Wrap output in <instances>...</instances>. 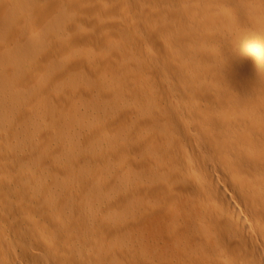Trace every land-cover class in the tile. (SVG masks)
<instances>
[{"label": "bare ground", "instance_id": "1", "mask_svg": "<svg viewBox=\"0 0 264 264\" xmlns=\"http://www.w3.org/2000/svg\"><path fill=\"white\" fill-rule=\"evenodd\" d=\"M18 97L68 151L14 144ZM29 260L264 264V0H0V264Z\"/></svg>", "mask_w": 264, "mask_h": 264}, {"label": "rangeland", "instance_id": "2", "mask_svg": "<svg viewBox=\"0 0 264 264\" xmlns=\"http://www.w3.org/2000/svg\"><path fill=\"white\" fill-rule=\"evenodd\" d=\"M220 4H222V3H220ZM114 31V33H116L115 32V29L113 30ZM17 86V85H16ZM15 98V97H14ZM18 98H20V99H18V104H16V115H18L17 117H19V115H20V118H22L23 119V121L24 120H26V121H22V119H20L22 122V124H21V128L19 127V133L20 134H22V138H23V136H24V138H25V135L28 133L27 131H33V130H35V129H38V130H35V131H33L32 133L31 132H29L30 134H32L30 137H29V135L27 134L26 136H28V138L27 139H24V141L26 140H29V138H30V140L27 142V144H26V141H25V143L23 142V141H21V140H23V139H19V138H21V135H18V137H17V139L15 138L14 139V144H17L16 146L18 147H21V146H26V147H36L35 149L37 150L38 148L37 147H40V149H38V151L40 152L41 151V149H43L44 148V150H46L45 149V147L47 148V150L49 151V149L50 150H54V152H56V154H54V152L53 151H49V153H47L46 152V154H47V156H48V158H50V159H52V158H54L55 157V155H56V157L59 155L60 156V154H61V152H65V151H68V150H66L68 147H66L65 149H63V150H60V147L58 146V143H56L57 144V147H56V144H55V140L53 139V136H52V138H49V135H51V133L52 134H54V128H52L51 129V126L49 125V122H48V126L46 127V124L42 121V120H40V119H38V121L40 122H38L37 121V119L35 118V116L33 115L34 114V111H32L33 109H35L36 107H37V105H38V102H36L37 100H35V99H33V100H27V98H24L23 99V97H18ZM21 99H23V102H22V100ZM15 100H17L16 98H15ZM21 100V101H20ZM29 101V102H28ZM26 102H28V103H26ZM20 103V104H19ZM67 105L68 106H66V108H72V106H74V103H73V101L72 100H70V101H68V103H67ZM72 105V106H71ZM21 106V107H20ZM29 106V107H28ZM28 107V108H27ZM35 107V108H34ZM21 109V110H18V109ZM24 108H26L25 110H27V111H24ZM31 108V109H30ZM29 110V111H28ZM30 110H31V112H33V114H31V112H30ZM21 111V114H19V112ZM23 111V112H22ZM24 114V116H26L25 118H24V116H22ZM32 116V117H31ZM35 118V121H34V118ZM28 118V119H27ZM213 118H214V116H213ZM215 119V121H214V124L215 123H217V128L216 127H214V126H216V124L213 126H211L210 124H208V125H206L207 124V121H205L206 122V124L203 122V120H206V119H203L200 123H196L195 124V126H198V128L197 127H195L194 128V125H193V129L191 128V132L193 133V132H195V133H193L195 136H194V138L195 139H197L198 141L200 140V142H206V141H208L210 138H208V140H207V135L208 134H212V135H214V134H216V135H218L219 134V132H221L222 133V129H220V127H218V121L216 122V117L214 118ZM213 119V120H214ZM33 120V121H32ZM17 121H18V119H17ZM29 121V122H28ZM36 121L38 122L37 124L38 125H40V126H43V127H40V126H37L36 125ZM20 122V121H19ZM33 122H35V123H33ZM45 124H43V123ZM203 122V123H202ZM32 123H33V126L35 125V126H37V127H32ZM209 123V122H208ZM200 125H202V126H200ZM203 125H205V126H203ZM26 126V127H25ZM30 126V127H29ZM45 126V127H44ZM50 126V127H49ZM211 126V127H210ZM57 127H58V125H57ZM208 127V129H206ZM210 127V128H209ZM27 129L26 130V132H25V129ZM41 128H42V130L43 131H41L40 132V130H41ZM21 129H22V131H21ZM32 129V130H31ZM56 129V128H55ZM199 129V130H198ZM201 129V130H200ZM204 129V130H203ZM45 130V131H44ZM207 130V131H206ZM22 132V133H21ZM24 132V133H23ZM45 132V133H44ZM47 132H48V135H47ZM51 132V133H50ZM36 133V134H35ZM64 134V135H63ZM62 134V138H61V136L59 137V140L60 141H63V140H65V142H67L69 139L68 138H66L67 136H70V134L68 133V132H66V133H63ZM68 134V135H67ZM43 135V138L41 137ZM55 135V134H54ZM203 135H204V137H203ZM45 136V137H44ZM47 136V137H46ZM56 136V135H55ZM51 137V136H50ZM203 137V138H202ZM45 138V139H44ZM46 138H49L50 140L49 141H47L46 140ZM18 139H19V141H18ZM38 139H40V141L38 140ZM42 139V140H41ZM55 141H53V140ZM66 139H67V141H66ZM215 139V138H214ZM53 141V142H51L50 143V141ZM37 141V142H36ZM44 141V142H43ZM46 141V142H45ZM23 144H22V143ZM39 142V143H38ZM212 142H214V140L212 141ZM21 143V145H19ZM40 144V146L38 145V144ZM45 143V144H44ZM209 143V142H208ZM48 144V145H47ZM51 144V145H50ZM210 144H206V146H209ZM42 146H44V147H42ZM49 146V147H48ZM67 146V145H66ZM88 147H89V145H88ZM207 148V147H206ZM212 147H211V145H210V148L208 149L207 148V150H208V152H207V150H206V154L207 155H209V154H213V156L215 157V161L214 162H212V165H214V166H218V170H215V169H213L212 168V166H211V164H210V167L208 166V171L207 172H209V173H207L206 172V179H207V176L208 177H210L209 179H207L208 180V182H211V180H214L215 181V179H217V177H220V181H222V176H220V174H222L221 173V167H222V163H216V161L218 160V157H217V154L216 153H214V151L213 150H210ZM69 149V148H68ZM91 149L93 150L94 148H92L91 146H90V149L88 150V148L87 149H84L83 151H86L87 150V152H90L91 151ZM210 150V151H209ZM43 151V150H42ZM57 151L60 153V154H58L57 153ZM38 153V152H37ZM39 154V153H38ZM58 154V155H57ZM83 153H81V155H82ZM53 155H54V157H53ZM83 156L85 157V154H83ZM38 157V156H37ZM190 157V159H192L193 160V158H194V156H193V154L192 155H190L189 156ZM192 157V158H191ZM217 157V158H216ZM31 158V160L30 159H28V160H30V161H39V159H37L35 156L33 157V159H32V157H30ZM35 158V159H34ZM86 158H87V155H86ZM86 158H84L82 161H81V163H82V165H81V163H79V165H80V167H81V169H82V171L85 169V167H87L86 169H89L90 171H91V173H93V174H95V176H97V175H99V173L96 175V169L95 168H93L92 166H90V163H88L87 162V160H86ZM195 159V158H194ZM27 159H26V161H27V163L26 162H24L25 161V159L24 160H22L24 163H25V165L27 164H29L27 167L25 166L23 169H22V167H20L19 168V170L18 169H16V170H18V171H20V170H24V171H26V170H31V171H33L34 169L36 170V164L37 163H34V165H31V164H33V163H31V162H29ZM84 161V162H83ZM20 160H19V162L17 161V163H16V167L15 168H18L19 166H21V164L23 163V162H21V164H20ZM23 163V164H24ZM18 164H19V166H18ZM86 164V165H85ZM216 164H218V165H216ZM221 164V165H220ZM185 165V166H184ZM194 165H196V167H203L204 166V164H203V162L201 161V160H199L198 162H197V160L195 161L194 160ZM201 165H203V166H201ZM24 166V165H23ZM84 166V168H82ZM88 166H89V168H88ZM31 169H30V168ZM34 167V168H33ZM177 167H178V170H180V171H184V173H185V168H186V163L184 162V159L182 160V161H179L178 163H176L175 164V166L173 167L174 168V170H175V168H176V170H177ZM32 168H33V170H32ZM91 168H92V170H91ZM123 168H125L124 166H123ZM123 168L121 169V171H122V173H124V170H123ZM209 168H210V170H209ZM46 169V168H45ZM96 171H95V170ZM125 170L126 171H130L128 168L126 169L125 168ZM17 171V172H18ZM93 171H95V172H93ZM126 171H125V173H126ZM212 171V172H211ZM216 171V172H215ZM131 172V171H130ZM211 173V175L209 176V174ZM124 175V174H123ZM94 176V175H93ZM215 177V178H214ZM29 178L31 179V177L29 176ZM27 179V176H26V181H27V183L29 182L30 184H31V182H32V179H31V182L29 181L30 179ZM24 180L25 179H23V180H21V183H20V180L19 179H17V183L18 184H20L21 185V187H25V188H27V187H29L30 186V184L28 185L27 183H25L24 182ZM24 182V183H23ZM189 183H191V184H189ZM194 183H196V182H191V181H188V180H182L181 182H177V184H176V187L177 188H182V189H177V190H179V192L181 191V194L178 192L177 193V190H176V196H177V198L181 201V202H185V200L187 199V196H188V194H189V192H191L192 193V190H194V186H195V184ZM193 184V185H192ZM26 185H28L27 187H26ZM178 185H179V187H178ZM213 188V189H212ZM209 190H212L211 192H209L208 191V194H206V195H204L202 192H200L199 194L197 193L196 195H195V203L197 204L196 206H197V208L198 209H200L203 213L204 212H208L209 211V209H210V207H207L206 205H205V203L207 202H209V200H210V202L209 203H212V202H216V203H218V204H216L218 207H217V210L215 209V210H212V209H210L211 210V212H214V213H220L221 211H222V202H220V201H222V198H221V196H222V192H220L221 194H219V192H217L216 191V189L214 188V187H210V189ZM214 190V191H213ZM182 191H184L183 193H182ZM177 194H179V195H177ZM214 194V195H213ZM218 194V195H217ZM214 196V197H213ZM204 198V199H203ZM210 198V199H209ZM217 200H216V199ZM209 199V200H208ZM208 200V201H207ZM202 201V202H201ZM206 201V202H205ZM203 202H205V203H203ZM221 203V204H220ZM203 204H204V206H203ZM203 206V207H202ZM173 211H176L175 209L173 210L172 209V212ZM210 212V211H209ZM222 234V233H221ZM217 244L218 245H222V235H221V239H219L218 241H217ZM34 250H38V249H34ZM26 264H37L36 263V261H33V260H29Z\"/></svg>", "mask_w": 264, "mask_h": 264}]
</instances>
